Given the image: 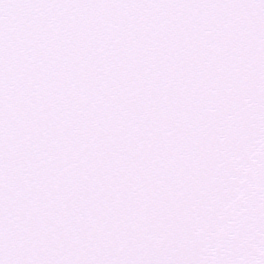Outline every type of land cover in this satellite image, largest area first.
I'll use <instances>...</instances> for the list:
<instances>
[{
  "label": "snow or ice",
  "instance_id": "snow-or-ice-1",
  "mask_svg": "<svg viewBox=\"0 0 264 264\" xmlns=\"http://www.w3.org/2000/svg\"><path fill=\"white\" fill-rule=\"evenodd\" d=\"M0 264H264V0H0Z\"/></svg>",
  "mask_w": 264,
  "mask_h": 264
}]
</instances>
